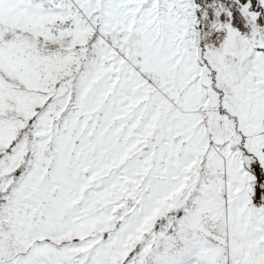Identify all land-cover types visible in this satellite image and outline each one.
<instances>
[{"label":"snow or ice","instance_id":"1","mask_svg":"<svg viewBox=\"0 0 264 264\" xmlns=\"http://www.w3.org/2000/svg\"><path fill=\"white\" fill-rule=\"evenodd\" d=\"M0 264H264V0H0Z\"/></svg>","mask_w":264,"mask_h":264}]
</instances>
